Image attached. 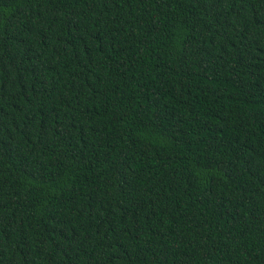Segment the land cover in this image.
Instances as JSON below:
<instances>
[{"label": "trees", "instance_id": "1", "mask_svg": "<svg viewBox=\"0 0 264 264\" xmlns=\"http://www.w3.org/2000/svg\"><path fill=\"white\" fill-rule=\"evenodd\" d=\"M0 264H264V0H0Z\"/></svg>", "mask_w": 264, "mask_h": 264}]
</instances>
